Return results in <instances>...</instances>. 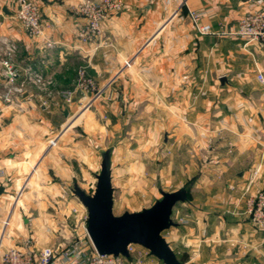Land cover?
<instances>
[{
	"label": "crops",
	"instance_id": "obj_1",
	"mask_svg": "<svg viewBox=\"0 0 264 264\" xmlns=\"http://www.w3.org/2000/svg\"><path fill=\"white\" fill-rule=\"evenodd\" d=\"M37 2L49 24L43 37H29L15 19L16 0H0V37L14 40L17 65L51 76L71 101L55 96L43 103L38 95L14 107L0 100V236L13 208L7 196L32 177L78 181L67 154L82 156L106 137L115 139L128 121L129 136L137 128L161 134L162 150L183 175L186 166L203 161L206 171L193 188L185 187L188 200L174 207L176 226L165 235L178 259L264 264V230L247 215L248 200L264 191V82L257 78L264 76V49L232 33L239 17L264 7V0H125L91 44L77 38L86 22L77 11L82 0ZM190 11L202 12L198 24L209 33L197 30ZM80 67L96 91L75 88ZM53 137L57 148L49 147ZM107 148L114 199L117 148ZM101 152L81 180L90 181L89 168L96 176Z\"/></svg>",
	"mask_w": 264,
	"mask_h": 264
},
{
	"label": "rangeland",
	"instance_id": "obj_2",
	"mask_svg": "<svg viewBox=\"0 0 264 264\" xmlns=\"http://www.w3.org/2000/svg\"><path fill=\"white\" fill-rule=\"evenodd\" d=\"M119 1L122 5L121 10L109 12L105 19L109 15L123 11L125 0ZM80 4L77 11L81 14ZM54 89L57 92L61 91L56 83ZM125 123L128 121L118 128L115 139L106 137L104 142H99L97 148L82 151V156L74 152L72 156L67 154L69 161L76 166L78 181H43L32 177L17 190V193L7 196L8 206L13 203V208L7 216L9 224L4 231V244L0 249L11 245H22L26 241H32L36 247H43L63 244L67 239L72 241L76 238L87 239L85 235L86 210L71 190L73 184L77 183L87 194H92L94 181L96 182L93 172L89 168L86 173L89 182L80 179L81 172H86L87 167L92 166L93 159L98 162L99 150H105L104 147L115 146L117 148L113 163L116 186L113 205L115 215H120L125 211H140L142 208L149 207L161 197L159 189L167 192L181 187L191 189L199 176L206 171L205 167L201 166L203 161L198 160V166H186L183 175L180 169L177 170L176 159L170 160L169 156H166V150H162L161 134L155 136L148 133L145 128H137L129 136L127 132L130 127ZM111 131L114 130L111 129ZM60 144L56 143L53 148H57ZM78 163L82 164L83 169H80ZM99 170L100 165H98L97 173ZM173 228L174 226L170 229ZM167 231L164 235H167Z\"/></svg>",
	"mask_w": 264,
	"mask_h": 264
},
{
	"label": "built area",
	"instance_id": "obj_3",
	"mask_svg": "<svg viewBox=\"0 0 264 264\" xmlns=\"http://www.w3.org/2000/svg\"><path fill=\"white\" fill-rule=\"evenodd\" d=\"M255 1V0H249ZM15 19L21 24L31 38L43 37L48 22L42 17L36 0H16ZM86 22L79 28L77 38L81 44H91L102 34V23L106 15L121 10L119 0H85L80 6ZM1 15V13H0ZM202 12L190 11V16L196 28L201 33H209V27L199 25ZM240 36L247 44H255L264 49V7L245 11L237 21V27L232 32ZM46 48H52L54 41L46 39ZM16 44L12 38L0 37V77L3 79L0 100L4 105L19 107L23 101H32L41 95L43 103L53 99L57 94L70 102L68 91H55L51 76L35 69L31 64L19 66L15 63ZM126 60L125 65L129 66ZM75 85L80 91H94L96 84L84 68L76 72ZM257 78L264 82L262 73ZM58 137L49 140V147L57 143ZM77 211V209H75ZM247 215L250 223L258 230H264V191L257 192L248 200ZM86 220V219H85ZM8 217L3 220L0 247L5 237V229L9 224ZM86 223V221H85ZM86 231V227H85ZM87 239H67L63 244L36 247L32 241L22 245L7 246L0 249V264H164L153 256L146 248L129 244L128 257L122 255L99 254L93 247L86 232ZM84 235V236H85ZM164 235V233H163ZM165 237V235H164Z\"/></svg>",
	"mask_w": 264,
	"mask_h": 264
},
{
	"label": "water",
	"instance_id": "obj_4",
	"mask_svg": "<svg viewBox=\"0 0 264 264\" xmlns=\"http://www.w3.org/2000/svg\"><path fill=\"white\" fill-rule=\"evenodd\" d=\"M3 11L6 12L5 8ZM64 114L67 116V111ZM111 152L107 148L100 154V170L95 176L92 194H87L77 183L71 190L86 210V232L93 247L99 254L128 257L127 246L137 244L164 264H185L178 259L163 233L176 226L173 209L177 203L188 200L187 189L181 187L170 192L160 189L161 197L149 207L115 215Z\"/></svg>",
	"mask_w": 264,
	"mask_h": 264
}]
</instances>
